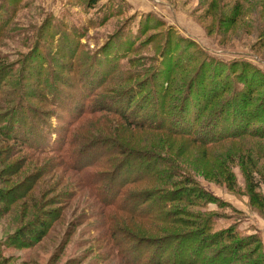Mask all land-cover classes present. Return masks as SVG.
Here are the masks:
<instances>
[{
	"label": "rangeland",
	"instance_id": "rangeland-1",
	"mask_svg": "<svg viewBox=\"0 0 264 264\" xmlns=\"http://www.w3.org/2000/svg\"><path fill=\"white\" fill-rule=\"evenodd\" d=\"M169 79L185 81L189 87L205 86L202 89L206 91L210 83L221 87L227 82L229 88L208 112L231 96V84L242 88L245 81H253L252 109L260 116L244 136L192 144L188 138L165 132L130 127L126 133L128 136L133 131L131 138L141 141L164 142L167 146L161 151L162 157L182 162L206 192V211L216 213L212 230L233 227L242 236L255 235L258 244L253 247L264 255V0H102L93 6L89 0H0L3 117L18 100L17 96L10 104L12 96L21 91L22 97L30 95V105L52 114L54 127H66L68 115L44 96L58 94L66 100L70 91L86 83L90 87L88 81H92L95 92L86 105L96 107V111L82 116L68 137L73 148L87 140H114L115 128L106 130L102 118L115 126L122 120L106 105L98 109L100 100L111 99L135 84L146 91L157 90ZM75 132L87 140L76 139ZM5 144L12 145L2 138L0 123V154L9 150V146L3 148ZM132 145L140 144L134 141ZM98 150H89L88 156L93 158ZM24 153L30 154L34 166L29 167V163L17 169L16 175L8 172L5 183L0 182L2 199H17L0 202V264H124L116 254L127 242L126 225L146 231L149 223L102 207L84 184V177L62 164L51 169L27 194L29 200V195L33 201L41 200L40 188L53 186L45 198L56 199L42 211L51 210L48 216L57 213V218H51L42 240L31 243L23 236L36 211L19 197L18 193H25L19 182L38 169L35 165L49 158L57 164L59 159L57 153ZM178 171L181 167L174 170L175 179L181 175ZM127 187L134 194L149 191L143 185ZM9 188L13 191L6 190ZM95 210L104 213L102 223L89 217ZM101 224L113 234L99 240Z\"/></svg>",
	"mask_w": 264,
	"mask_h": 264
},
{
	"label": "trees",
	"instance_id": "trees-1",
	"mask_svg": "<svg viewBox=\"0 0 264 264\" xmlns=\"http://www.w3.org/2000/svg\"><path fill=\"white\" fill-rule=\"evenodd\" d=\"M101 1L89 0V3L93 6ZM88 82L90 87L86 83L83 87L73 89L66 100L58 94H42L46 101L68 115L66 127H54L52 114L30 105L27 101L30 95L22 97L21 91L11 97L12 105L15 103V97L18 96V100L5 117L0 115L2 138L12 144L3 146H9L7 152L1 150V183H5L3 178L8 172L16 175L17 169H22L29 163V167L34 166L30 154L24 153L25 150L42 155L57 153L55 155L59 158L57 164L54 159L49 158L44 164L35 165L38 169L19 182L21 187L25 188V193H18L19 197L36 211L30 216L31 225L23 236L31 243L42 240L47 235L51 218H57V213L52 217L48 216L51 210L42 211L54 198H45V194L50 192L53 186L46 184L40 188L41 200L33 201L32 195H29V200L27 194L51 169L62 164L84 177V184L93 192L94 198L102 207L126 212L130 217L147 220L149 223L146 231L126 225L127 242L117 254L115 252L124 264H264V255L259 254L256 247H253L258 244L255 235L242 236L233 227L220 231L212 230L216 213L206 211V192L182 162L180 164L183 167L173 158L162 157L164 153L161 151H165L167 146L164 142L162 145L159 141H141L139 138H131L133 131L128 136L126 133L130 127L140 131L165 132L188 138V142L192 144H214L244 136L250 131L253 121L260 116L259 111L252 109L255 100L253 81H245L247 84L242 88L231 84V96L220 105H215L210 112L208 108L214 101L219 103V96L224 89L229 88L227 82L221 87L210 83L207 91L202 89L205 86L189 87L185 81L174 82L170 79L157 90L153 88L146 91L141 84L129 86L116 92L111 99L106 97L100 100L98 105V109L106 105L108 111L115 112L121 118L122 122L117 126L102 118L105 121V129L113 126L117 137L114 140L100 138L91 142L75 132L76 139L81 142L87 140L88 143L73 148L68 137V134L72 133L71 128L82 116L96 111V107L89 108L86 105L88 97H93L90 94L95 92L91 87L92 81ZM2 88L0 83V97L4 96ZM168 108H171L170 113ZM134 141L140 145L133 146ZM14 147H18L17 151ZM98 147V154L93 158L88 156L89 150ZM92 166H101L104 169L92 171ZM178 167H181L182 171H178L181 175L175 179L174 170ZM77 184L80 183L77 181ZM129 185L147 186L149 191L134 194L127 187ZM13 189L14 193L18 192L15 186ZM13 189L6 190L12 192ZM16 200L8 197L2 199L0 195V202L11 203ZM29 201L32 203L29 204ZM187 206L198 207V210L187 209ZM54 210L56 212L57 209ZM103 214L95 210L89 217H96L102 223ZM101 226L102 224L99 240L111 231L109 227L103 229ZM97 229L99 231V227Z\"/></svg>",
	"mask_w": 264,
	"mask_h": 264
}]
</instances>
